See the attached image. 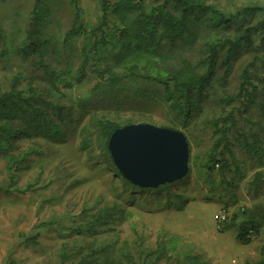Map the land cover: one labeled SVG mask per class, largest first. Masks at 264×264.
Segmentation results:
<instances>
[{
  "label": "trees",
  "instance_id": "obj_1",
  "mask_svg": "<svg viewBox=\"0 0 264 264\" xmlns=\"http://www.w3.org/2000/svg\"><path fill=\"white\" fill-rule=\"evenodd\" d=\"M55 1L34 0L21 39L13 51L0 53L29 62L33 70L14 73L0 87V193L36 189L44 149L62 148L81 168L112 167L139 195L146 188L133 186L112 166L111 134L137 121L157 124L149 114L157 105L164 117L155 126L190 132L211 98L220 113L204 121L211 147L202 170L209 174L218 165L223 186L234 190L235 179L247 178L242 170L248 160L254 169L247 189L254 195L264 191V0H92V23L84 21L79 0H67L70 27L58 35L51 31ZM86 81L92 82L87 93L74 94ZM32 169L35 181L20 188L21 173ZM175 183L146 191L160 193ZM130 198L131 204L136 197ZM182 199L167 204L181 208ZM121 213L116 203L106 204L75 231L91 237L113 232L110 225ZM217 229L235 230L238 243L250 244L264 234V203L239 207ZM57 256L59 264H208L196 248L180 247L176 236L158 237L153 247L140 237L132 243L117 236L63 242Z\"/></svg>",
  "mask_w": 264,
  "mask_h": 264
},
{
  "label": "rangeland",
  "instance_id": "obj_2",
  "mask_svg": "<svg viewBox=\"0 0 264 264\" xmlns=\"http://www.w3.org/2000/svg\"><path fill=\"white\" fill-rule=\"evenodd\" d=\"M33 2L0 0V27L1 34L5 35L3 41L0 40V53L2 50L8 53L13 51L21 39ZM79 4L83 9L84 21L92 23L96 13L95 2L79 0ZM53 5L55 10L51 31L58 35L70 27L72 8L67 0H57ZM64 62L65 58L62 64ZM32 71L29 62L21 64L14 55L0 57V87L5 89L14 73L28 74ZM91 84L86 81L73 93L84 95ZM219 113V107L211 98L204 105V112L191 122L190 132L178 129L191 136L190 174L178 183L161 189L160 193L147 192L145 189L138 195L137 192L141 191L125 186L110 166L111 169L104 165L101 170L82 165L81 168L69 160L70 156L62 148L44 149L47 159L43 163L44 171L38 187L21 193H0V264H59L57 254L63 242H89L93 237L102 241L114 236L121 241L129 240L130 243L140 237L146 247H153L158 237L176 236L180 247L186 251L196 248L208 264H232V260L239 264L240 259L242 264H264V234L260 233L250 244L242 245L235 240V230L219 233L218 224L214 221V216L221 211L228 216L239 207L264 203V191L254 195L247 189L246 182L254 169L248 160H245L242 170L247 178L235 179L238 188L234 190L223 186V175L218 165L209 174L202 170L211 147L210 132L204 127V121ZM149 114L158 125L163 124L164 112L160 105L154 106ZM35 158L30 161L35 162ZM0 166L2 168L1 163ZM35 176L36 169L21 173L18 185L20 188L25 187L27 183L35 181ZM232 176L229 172L224 174L229 182ZM81 178H85L82 184L76 183V188L72 186L75 180ZM67 187L71 189L65 193ZM116 187L118 192L112 191L111 188ZM132 196L136 198L130 204ZM176 196L184 200L181 208L167 204ZM115 203L122 213L114 226L110 225V228L114 227L113 232H107L106 226L103 228L107 233L92 237L76 233L75 230L96 210ZM85 206L90 209L86 208V211L83 209ZM62 226L74 231H62ZM35 235H38L36 243L27 242Z\"/></svg>",
  "mask_w": 264,
  "mask_h": 264
},
{
  "label": "water",
  "instance_id": "obj_3",
  "mask_svg": "<svg viewBox=\"0 0 264 264\" xmlns=\"http://www.w3.org/2000/svg\"><path fill=\"white\" fill-rule=\"evenodd\" d=\"M107 150L119 174L138 188L157 189L184 179L189 171V144L178 130L125 125L111 134Z\"/></svg>",
  "mask_w": 264,
  "mask_h": 264
},
{
  "label": "built area",
  "instance_id": "obj_4",
  "mask_svg": "<svg viewBox=\"0 0 264 264\" xmlns=\"http://www.w3.org/2000/svg\"><path fill=\"white\" fill-rule=\"evenodd\" d=\"M226 219H227V215H226L225 212H222V211L219 212L218 214H216V215L214 216V221H215L217 224H220V223L225 222ZM231 263H232V264H235L236 261H235V260H232Z\"/></svg>",
  "mask_w": 264,
  "mask_h": 264
},
{
  "label": "crops",
  "instance_id": "obj_5",
  "mask_svg": "<svg viewBox=\"0 0 264 264\" xmlns=\"http://www.w3.org/2000/svg\"><path fill=\"white\" fill-rule=\"evenodd\" d=\"M241 260H242V259H240L239 264H242Z\"/></svg>",
  "mask_w": 264,
  "mask_h": 264
}]
</instances>
